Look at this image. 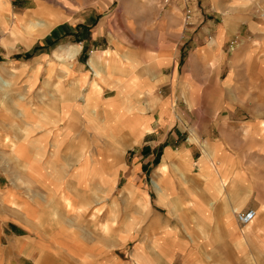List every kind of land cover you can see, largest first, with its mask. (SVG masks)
I'll list each match as a JSON object with an SVG mask.
<instances>
[{"label": "crops", "instance_id": "0c3cea01", "mask_svg": "<svg viewBox=\"0 0 264 264\" xmlns=\"http://www.w3.org/2000/svg\"><path fill=\"white\" fill-rule=\"evenodd\" d=\"M166 2L58 48L59 118L0 104V264H264V0Z\"/></svg>", "mask_w": 264, "mask_h": 264}, {"label": "rangeland", "instance_id": "374dc122", "mask_svg": "<svg viewBox=\"0 0 264 264\" xmlns=\"http://www.w3.org/2000/svg\"><path fill=\"white\" fill-rule=\"evenodd\" d=\"M169 1L0 0V64L6 67V71L1 67L2 76L10 88L0 91L1 107L6 108L3 103L9 97L17 104V110L24 101L32 105L33 117L59 118L57 86H62V75L58 73L62 62L56 58V54L60 56L58 48L70 42H90L91 30L96 26L103 29L105 43H114L117 39L134 42L152 39L158 12ZM37 8H42L40 14H25ZM187 8L191 7L187 5ZM36 21L45 25L40 30L45 34L31 40L27 34L35 33L31 23ZM64 53L70 57L67 49ZM87 54L88 47L84 46L80 59ZM138 148L134 145L129 152Z\"/></svg>", "mask_w": 264, "mask_h": 264}, {"label": "built area", "instance_id": "2783aa9c", "mask_svg": "<svg viewBox=\"0 0 264 264\" xmlns=\"http://www.w3.org/2000/svg\"><path fill=\"white\" fill-rule=\"evenodd\" d=\"M234 216L236 221L240 225H245L252 221V219L255 216V211L253 209L240 210V211H236Z\"/></svg>", "mask_w": 264, "mask_h": 264}, {"label": "bare ground", "instance_id": "6f19581e", "mask_svg": "<svg viewBox=\"0 0 264 264\" xmlns=\"http://www.w3.org/2000/svg\"><path fill=\"white\" fill-rule=\"evenodd\" d=\"M1 6V5H0ZM51 22H54V20H51ZM70 55L72 54V51H70V53H69ZM1 82V81H0ZM2 83V82H1ZM4 85H5V83H4Z\"/></svg>", "mask_w": 264, "mask_h": 264}]
</instances>
